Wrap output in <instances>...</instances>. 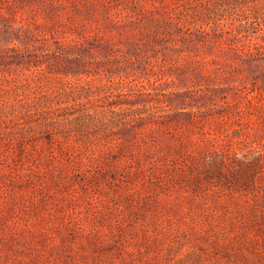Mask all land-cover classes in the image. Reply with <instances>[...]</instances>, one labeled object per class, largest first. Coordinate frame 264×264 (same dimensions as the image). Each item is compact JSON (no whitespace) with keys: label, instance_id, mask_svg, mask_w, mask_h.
<instances>
[{"label":"rangeland","instance_id":"374dc122","mask_svg":"<svg viewBox=\"0 0 264 264\" xmlns=\"http://www.w3.org/2000/svg\"><path fill=\"white\" fill-rule=\"evenodd\" d=\"M0 264H264V0H0Z\"/></svg>","mask_w":264,"mask_h":264}]
</instances>
